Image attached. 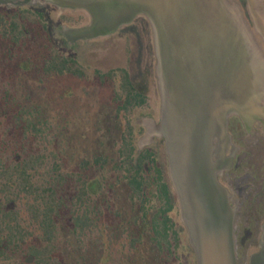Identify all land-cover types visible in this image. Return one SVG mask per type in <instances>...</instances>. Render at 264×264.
Wrapping results in <instances>:
<instances>
[{
	"label": "trees",
	"instance_id": "trees-1",
	"mask_svg": "<svg viewBox=\"0 0 264 264\" xmlns=\"http://www.w3.org/2000/svg\"><path fill=\"white\" fill-rule=\"evenodd\" d=\"M46 32L38 9L0 10V42L19 48L46 76L85 78L75 56L63 55L44 41ZM94 80L112 89L117 114L146 103L125 67L96 69ZM54 122L28 111L0 83V264H70L72 244L83 255L102 248L104 216L110 215L113 223L122 215L112 190L118 184L135 207L132 221L140 230H124L123 247L137 249L145 234L160 257L178 247L177 208L166 171L153 147L138 148L135 142L143 127L134 128L127 119L115 158L100 151L72 168ZM94 169H109L113 178L91 176ZM112 238L117 236L110 233L105 239Z\"/></svg>",
	"mask_w": 264,
	"mask_h": 264
},
{
	"label": "water",
	"instance_id": "water-1",
	"mask_svg": "<svg viewBox=\"0 0 264 264\" xmlns=\"http://www.w3.org/2000/svg\"><path fill=\"white\" fill-rule=\"evenodd\" d=\"M51 1L89 12L90 24L71 30L77 36L147 16L161 99L156 131L196 263L237 264L236 208L218 176L232 161L229 117L246 125L264 116V56L239 7L230 0Z\"/></svg>",
	"mask_w": 264,
	"mask_h": 264
},
{
	"label": "rangeland",
	"instance_id": "rangeland-1",
	"mask_svg": "<svg viewBox=\"0 0 264 264\" xmlns=\"http://www.w3.org/2000/svg\"><path fill=\"white\" fill-rule=\"evenodd\" d=\"M230 1L239 7L249 32L264 56V0ZM18 7L42 11L47 25L44 41L63 55L75 56L84 66L87 76H46L35 60L26 61L19 48L0 42V83L9 87L15 93L17 101L28 111H34L41 117L55 121V126L59 128L63 138L62 146L66 150V160L72 168L83 157H90L100 151L115 158L127 119H130L134 128L142 126V134L136 135V145L138 148H154L166 171L177 208L174 218L179 230L178 247L173 248L167 256L160 257L145 234L137 249L129 251L122 245V242H125L124 230L140 232L132 221L136 210L129 202L123 186L115 185L112 189L115 204L122 215L113 223L110 215L104 216V246L99 249L94 247L91 252L83 255L81 250L72 244L68 250L69 263L197 264L169 177L164 139L156 131L160 119L161 99L156 75L154 33L147 16L138 14L108 34L77 36L71 30L87 26L91 22V16L85 8L58 5L51 0H0V10L10 11ZM119 66L128 70L133 84L147 98L143 106L134 108L126 115L116 113V105L111 101L112 89L100 86L94 80L96 69L106 71ZM262 119L264 120V116L260 120ZM258 121L252 120L246 127L256 128ZM249 140L254 141L255 137H250ZM248 146L251 150L248 160L257 163L259 154L256 145ZM242 147L245 149L246 145ZM252 165L255 166L254 163ZM107 170L109 169H94L90 175L113 178L112 173ZM235 207L238 213H235L234 232L245 220H249L250 214L252 215L251 212H244L245 205L241 208ZM110 224L112 228L108 227ZM110 233L117 238L107 241L106 235ZM258 246L260 247V244H246L240 248L236 244L237 264H249L250 256L256 252ZM82 256H86L85 259Z\"/></svg>",
	"mask_w": 264,
	"mask_h": 264
},
{
	"label": "flooded vegetation",
	"instance_id": "flooded-vegetation-1",
	"mask_svg": "<svg viewBox=\"0 0 264 264\" xmlns=\"http://www.w3.org/2000/svg\"><path fill=\"white\" fill-rule=\"evenodd\" d=\"M260 119L256 128H247L239 117H229L227 131L230 134V141L226 155H232V161L231 165L223 169L218 176L219 181L231 194V205L238 208L245 205L244 212H251L253 215L250 214L249 220H245L234 232L236 244L240 248L246 244H260L256 252L250 256L249 264L252 260L264 264V120ZM249 136L255 137V140L250 141ZM249 143L256 145L259 154L257 163L248 160L251 156ZM244 144L245 149L242 147Z\"/></svg>",
	"mask_w": 264,
	"mask_h": 264
}]
</instances>
